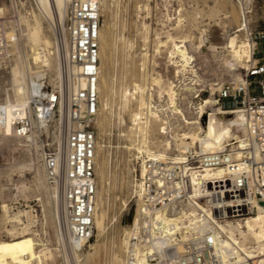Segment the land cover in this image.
I'll return each instance as SVG.
<instances>
[{"label": "built area", "instance_id": "built-area-1", "mask_svg": "<svg viewBox=\"0 0 264 264\" xmlns=\"http://www.w3.org/2000/svg\"><path fill=\"white\" fill-rule=\"evenodd\" d=\"M235 1L241 8L239 32L252 45V63L243 82L220 88L215 107L224 112L240 109L242 159L234 157V141L221 150L192 151L182 157L173 156L178 154L173 146L165 160L146 159L144 174L134 171L132 179L142 189V216L132 227L126 264H136L138 252L148 246H153L154 252L144 264H221L219 252L229 237L220 226L242 222L259 208L264 210V27L251 19L255 0ZM8 4L6 14L0 17V60L8 56L12 43L9 30L13 28L16 36L23 10L20 0H8ZM100 28V0H75L70 5L63 31L55 38L66 78L64 92L42 79L38 90L32 91L29 109L14 110L11 122L12 135L40 156L48 184L60 194L73 246L94 236ZM69 68L76 73L70 74ZM153 105L156 110L158 104ZM187 110L188 115L197 117L193 105ZM0 118L5 128L9 123L5 110H0ZM177 127L164 122L163 138L174 143ZM9 204L11 213H21L20 221L13 224L16 232L33 234L45 245L41 209L19 202ZM178 213L188 215L197 226L179 243L161 244L163 219ZM8 239L11 236L2 228L0 240ZM228 264H255V260L244 258Z\"/></svg>", "mask_w": 264, "mask_h": 264}, {"label": "bare ground", "instance_id": "bare-ground-1", "mask_svg": "<svg viewBox=\"0 0 264 264\" xmlns=\"http://www.w3.org/2000/svg\"><path fill=\"white\" fill-rule=\"evenodd\" d=\"M74 1L37 0L38 11L31 10V13L28 15H24L23 13L24 16L20 17V22L17 24L18 33L16 36L13 34V28L9 30V33H11L9 37L12 43L8 48V56L0 60V110H5L9 116V123L5 128L2 127L0 118V141H3L9 147L11 152H14L16 149H25L29 156V161L21 162L16 167L8 169L7 172L0 173V179L6 177L8 182L7 187H5L0 181V201L2 203L0 222L3 229L11 236V239L0 240V264H49L55 260V250H57V247L55 249L47 244H39L33 234L24 231L21 233L16 232V226L13 224L20 221L21 213L13 214L10 212V204H6L3 200L4 191L8 193L9 197L11 195H20L25 198L32 196L36 197L35 199L38 198L45 220H47L46 217L49 211L55 212L53 217H50L49 222L51 227L56 230L55 243L61 246L62 250L70 249L76 255L86 254V263L91 262L99 251L98 245L92 244L90 241L74 246L70 243L66 226L67 213L62 205L58 191L54 188H47L45 184L46 179L44 180V178H46V175L40 156L30 152L26 142L17 139L11 133L13 111H27L29 109L32 91L38 90L42 79H48L54 89L61 93L64 92V82H62L63 78L59 62V49L52 35L53 31L55 34L53 36L55 37L56 35L58 36L59 32L61 34L63 31L65 16ZM137 1L138 5H141L140 10L149 13V0L147 2ZM218 1L214 0V6L210 9L209 16H218L220 12ZM100 5L102 12L109 5L108 0H100ZM6 11L7 8L0 5V17L4 16ZM224 11L222 16L229 20L232 17L230 16V12ZM196 16L198 17V14ZM183 17L184 15L180 12L176 21L178 27L184 21ZM167 21H171L169 16H167ZM45 24L48 25V28L45 27ZM53 26L55 30L51 29ZM241 26L240 23L238 28H236L238 30L235 31L233 36L229 37L222 58H224L225 64L229 67L243 66L245 72L249 70L250 63H252V45L245 36L241 38L243 36L239 32L242 30ZM138 32L142 43L141 47L146 50L139 52L138 56L135 55L137 57L136 61L133 59L135 56L128 57L130 60L126 64L125 72L121 76V85L119 90L115 91L113 84H106L103 80L102 61L106 53L103 43L106 32L100 28L99 112L96 119V127L100 131L104 130L106 123L104 124L103 120L99 119L100 114H102L101 111L109 109L111 99L117 96L120 114L127 115L130 122V126H127L125 130V138L129 142L125 149L129 153H132L137 160H140V170L138 172L142 175L144 174L146 159L158 158L165 160L168 152L173 149V146L178 149V154H174L173 156L182 157L183 154L192 151L203 153L221 150L227 144L234 141L233 147L236 148L234 157L240 161L242 159L240 132H242L243 126V116L240 109L236 108L224 112L219 107H215V98L211 97L209 100L197 101L194 104L197 110V117L186 116L176 104L177 95L172 85H165L162 78L151 75V70L148 66L150 58L147 51L150 35L149 26L141 22ZM166 33L169 38L168 45H170L167 52L169 63L173 66L176 63L174 60L180 58L185 65L183 68L192 67V56L186 47L187 37L176 38L169 31ZM178 39L182 40L177 42ZM128 45L133 50L132 42H129ZM201 47L202 43L196 48L200 49ZM135 64L139 69L138 73L134 71ZM74 72L76 73L75 69L69 68L70 74ZM236 81L243 82L244 76L241 75V80ZM155 85H158L160 90L163 89L167 93L168 108L164 112L159 104L156 110L153 109L154 99L152 92ZM80 86L84 87V82H81ZM63 104L62 101L61 109ZM208 108H210L209 112L206 111ZM171 117L178 122L182 119L183 125H185L183 133H178L177 131L174 134V143L168 141V139H160L161 135L164 134V122L167 120L170 122ZM100 148V144L97 142L95 161L97 173L98 167H100L98 160ZM26 169L29 170V175L28 173L24 174V170ZM100 172L104 173L101 170ZM130 185H132L131 201L123 200L118 209H116L114 198H103L102 189L97 186L94 215L93 235L96 238V243L98 242L97 240L106 234L107 227L118 224L120 218L124 215L126 217L131 216L123 230L124 238L120 246L121 251L125 254V259L130 245L129 239L132 227L140 221L142 216V189L140 185L135 186L133 181H130ZM13 192L16 193L13 195ZM15 202L20 203V200ZM26 205L33 208L30 202H26ZM114 210L115 213L111 216V211ZM196 226L197 223L193 222L186 214L178 213L172 217H165L163 219L162 232L159 236L160 242L161 244H177L186 238L188 233ZM45 229L44 234H46ZM220 229L229 237V241L224 243L223 249L219 252L221 264L239 262L244 258L255 260V264H264V210L262 208H259L254 216L248 217L236 224L229 222L227 225L220 226ZM85 248H88L89 251L86 252ZM153 252V246L140 250L136 257V264H144L146 258ZM114 261L116 264H126L121 255H115Z\"/></svg>", "mask_w": 264, "mask_h": 264}, {"label": "rangeland", "instance_id": "rangeland-1", "mask_svg": "<svg viewBox=\"0 0 264 264\" xmlns=\"http://www.w3.org/2000/svg\"><path fill=\"white\" fill-rule=\"evenodd\" d=\"M141 1L147 2V0ZM255 1L256 4L252 9L251 19L260 27H264V0ZM20 2L23 8L22 16L28 15L31 10L38 11L37 0H20ZM218 2L220 12L218 16L213 17L209 16V12L214 6V0H149V13L140 10L141 5H138L137 0H108L109 5L101 12V28L106 32L103 43L106 53L102 61L104 83L113 84L115 91H118L121 85V76L130 60L128 57L138 56L139 52L146 50L141 47L142 43L138 32L140 23L144 22L149 26L150 33L147 51L149 52L150 62L148 66L151 70V75L162 78L165 85H172L177 95V106L186 116L191 117L188 115V105L195 107L194 104L197 101L209 100L211 97L216 99L222 86L241 80V75H244L245 68L243 66L229 67L225 64L224 58H222L229 37L234 35L236 28L240 25L241 8L235 0H219ZM0 5L8 9V0H0ZM223 11L230 12L232 17L229 20L225 19L222 16ZM180 12L184 15V21L178 27L176 21ZM196 14H198V17ZM167 16L171 18V21H167ZM45 27L48 28V25L45 24ZM51 29L55 30V27L53 26ZM167 31L176 38L187 37L186 47L192 56V67L183 68L185 65L180 58L174 60L176 63L173 66L169 63L167 52L170 45H168ZM53 35H55L54 31ZM53 35L52 38L55 39L56 37ZM242 35L241 38L244 37V34ZM180 40L182 39H178L177 42ZM129 42H132L133 50L130 49ZM201 43L202 47L197 49L196 47ZM136 56L133 58L135 61L137 60ZM59 62L63 78L62 82H65L64 68L60 58ZM134 66V71L138 73L137 65L135 64ZM47 81L52 86L48 79ZM153 89L154 102L159 104L164 112L168 108L167 93L163 89L160 90L158 85H155ZM197 96H199V99L195 100ZM110 103L109 109H103L99 118L103 120L104 124L106 123L107 127L104 125V130L100 131L95 125L97 142L101 147L98 152L100 167H98V173L96 172V180L98 187L102 189V197L114 198L116 209H118L123 200L131 201L132 185H130V181L132 182L134 170L137 172L140 170V160H137L132 153L125 149L129 143L125 138V130L127 126H130V122L127 115L120 114L117 96H114ZM121 115L122 117H120ZM170 122L175 127L181 126L182 128V132L178 127L177 129L175 128V134L177 131L178 133H183L185 125H183L182 119L178 122L171 117ZM160 139L165 140L163 136ZM176 150L178 151L177 148ZM32 157L36 160L34 156ZM27 161H29V156L25 149H16L11 152L9 147L3 141H0V173H5L8 169ZM100 170L104 173H101ZM27 173L28 175L30 174L29 170H24V174ZM28 175L26 176L28 177ZM3 178L0 181L2 185L7 187L6 177ZM45 184L47 188H52L46 180ZM15 193L13 192V195ZM3 194V200L6 204L17 200H20L23 205L26 202H30V205L34 208L41 209L43 214L38 198L35 199L36 197L33 196L25 198L20 195H11L9 197L6 191ZM1 205L0 201V208ZM114 213L115 210L111 211L110 215L113 216ZM54 214L55 212L53 213L52 210L49 211L46 217L47 220H45L43 214L46 228L45 244L55 249L57 247L58 250V252L55 250V260L49 264H116L114 263L115 255H121L126 261L125 254L120 249L124 238L123 230L127 225L125 215L120 218L118 224L107 227L106 234L97 240V243L95 242V236H93L90 243L97 244L99 251L97 256L93 258V260L95 259L94 261L86 263V254L76 255L70 249L62 250L61 246L56 245V230L51 227L49 222L50 217H53ZM2 228L3 226L0 222V230ZM59 248H61L60 251ZM85 249L86 252L89 251L88 248Z\"/></svg>", "mask_w": 264, "mask_h": 264}, {"label": "water", "instance_id": "water-1", "mask_svg": "<svg viewBox=\"0 0 264 264\" xmlns=\"http://www.w3.org/2000/svg\"><path fill=\"white\" fill-rule=\"evenodd\" d=\"M131 216L126 217V222L130 220Z\"/></svg>", "mask_w": 264, "mask_h": 264}]
</instances>
